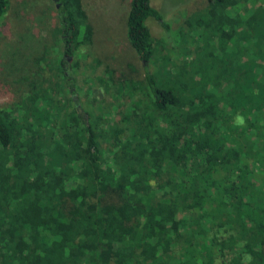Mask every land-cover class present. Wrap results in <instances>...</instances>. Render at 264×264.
Listing matches in <instances>:
<instances>
[{
	"label": "trees",
	"instance_id": "obj_1",
	"mask_svg": "<svg viewBox=\"0 0 264 264\" xmlns=\"http://www.w3.org/2000/svg\"><path fill=\"white\" fill-rule=\"evenodd\" d=\"M54 1L73 56L92 29L81 0ZM204 2L172 45L150 0L128 1L141 75L111 77L127 97L112 118L78 101L63 56L18 78L0 106V264H264V0Z\"/></svg>",
	"mask_w": 264,
	"mask_h": 264
},
{
	"label": "rangeland",
	"instance_id": "obj_2",
	"mask_svg": "<svg viewBox=\"0 0 264 264\" xmlns=\"http://www.w3.org/2000/svg\"><path fill=\"white\" fill-rule=\"evenodd\" d=\"M81 1L86 21L92 29L91 41L69 56L62 53L63 46L56 37L54 0H8L7 12L0 23V106L17 101L27 87L18 83V78L33 73L37 59L43 58L39 63L50 74L52 61L62 56L66 60L63 66L74 71L78 101L94 95L98 101L95 112L111 118L120 104L126 105L124 89L119 95L110 96V93L115 92L111 89L113 79L141 75L139 60L125 37L129 0ZM150 3L167 23L165 30L148 18L145 23L151 35L172 45L179 41L178 28L183 19L205 6L204 0H150ZM102 158L112 167L107 149H103Z\"/></svg>",
	"mask_w": 264,
	"mask_h": 264
}]
</instances>
